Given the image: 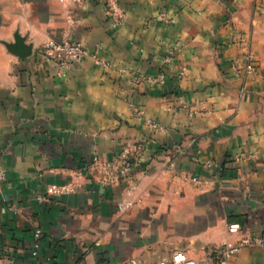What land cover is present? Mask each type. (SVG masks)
<instances>
[{
    "label": "crops",
    "instance_id": "0c3cea01",
    "mask_svg": "<svg viewBox=\"0 0 264 264\" xmlns=\"http://www.w3.org/2000/svg\"><path fill=\"white\" fill-rule=\"evenodd\" d=\"M120 6L126 21L113 29L98 0H0V264H33L36 229L42 264L201 258L264 236V0ZM65 35L100 46L113 69L89 59L59 77L40 51ZM16 36L31 57L8 50ZM246 40L258 72L238 75ZM130 72L166 82L136 85ZM125 142L143 144L142 164L102 186L94 158L114 160ZM228 264H264V248Z\"/></svg>",
    "mask_w": 264,
    "mask_h": 264
},
{
    "label": "built area",
    "instance_id": "2783aa9c",
    "mask_svg": "<svg viewBox=\"0 0 264 264\" xmlns=\"http://www.w3.org/2000/svg\"><path fill=\"white\" fill-rule=\"evenodd\" d=\"M65 2L66 0H60ZM74 2H82L84 0H72ZM102 3L104 13L111 28L117 29L125 24L126 13L121 8V0H98ZM161 20L174 22L173 19H166L163 14L159 17ZM242 49V56L240 59L233 61V68L238 75H253L258 72V65L255 62L251 53V44L249 41H241L239 43ZM40 54L46 62L55 66L57 75L65 77L71 66L75 63H81L86 60H92L102 69H113V64L101 56V47L96 46L91 49L81 42H77L65 35L60 40H49L41 49ZM167 62L171 58H167ZM120 74L128 73L124 69H118ZM186 68H183L179 73V78L185 75ZM134 84L140 85L145 83H152L156 85H164L166 76L159 74L157 77L146 76L136 72L129 73ZM134 116L140 118L142 116L141 110L131 104ZM146 125L156 132L165 131V126L155 122L154 120H146ZM144 153V146L142 143H128L125 142L120 153L112 161H102L99 158H94V163L97 164L100 170L99 183L102 186H114L118 183L130 178L134 169L142 164V156ZM252 159V158H250ZM262 171L264 173V153L261 157ZM5 180L4 174L0 173V190L2 189ZM194 183H200L197 178H191ZM49 192L57 195L60 193L58 189H49ZM229 233L238 234L241 227L238 223H232L228 228ZM44 233L41 229H36L33 234L32 252L33 264H42L40 251L42 249ZM247 246H259L264 248V236H253L242 240L237 246L233 248H211L205 251L201 258H192L185 251L177 250L170 257L161 259L153 264H228L229 259L240 248ZM104 264H141L136 260L124 261L119 263H104Z\"/></svg>",
    "mask_w": 264,
    "mask_h": 264
},
{
    "label": "water",
    "instance_id": "95a60500",
    "mask_svg": "<svg viewBox=\"0 0 264 264\" xmlns=\"http://www.w3.org/2000/svg\"><path fill=\"white\" fill-rule=\"evenodd\" d=\"M8 50L19 58H28L32 56V46L26 44L25 39L21 36H16L13 44H6Z\"/></svg>",
    "mask_w": 264,
    "mask_h": 264
}]
</instances>
